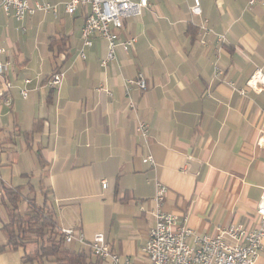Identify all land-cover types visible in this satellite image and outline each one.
Masks as SVG:
<instances>
[{
	"label": "crops",
	"instance_id": "0c3cea01",
	"mask_svg": "<svg viewBox=\"0 0 264 264\" xmlns=\"http://www.w3.org/2000/svg\"><path fill=\"white\" fill-rule=\"evenodd\" d=\"M28 1L56 5V12L36 10L21 21L0 13V60L11 59L12 83L0 95V246L8 221L4 188L17 186L24 197L47 201L61 229L81 231L86 241L102 233L136 264H147L140 250L155 223L156 181L166 187L162 209L197 234L256 225L264 195V86L252 91L246 81L256 70L264 77V0H199V15L190 11L193 0H148L150 8L126 20L118 38L135 37L134 45L117 47L106 67L98 37L85 59L78 55L79 10L67 14L65 0ZM56 71L64 77L52 89L46 81ZM137 74L147 90L126 95L123 79ZM137 121L150 126L147 143ZM149 153L153 164L142 162ZM68 247L89 254L77 242ZM21 255V248L1 251L0 264H21ZM253 264H264V245Z\"/></svg>",
	"mask_w": 264,
	"mask_h": 264
},
{
	"label": "built area",
	"instance_id": "2783aa9c",
	"mask_svg": "<svg viewBox=\"0 0 264 264\" xmlns=\"http://www.w3.org/2000/svg\"><path fill=\"white\" fill-rule=\"evenodd\" d=\"M255 0H250L249 5ZM64 11L72 15L79 10L84 16L83 24L80 26L79 37L81 48L78 55L85 59L86 48L91 47L93 37H98L106 43L105 56L99 61L100 66L106 67L115 59L117 47L127 51L132 48L136 38L127 36L118 39L124 28L126 20L138 17L144 9L150 8L148 0H65ZM36 10L56 12V5L42 4L35 2L33 5L28 0H0V13L11 16L17 21H21L27 15L33 14ZM193 15L201 13L199 0H193L190 8ZM206 32V29L203 28ZM208 31V30H207ZM219 41H224L223 35L218 36ZM4 48L0 47V54L4 53ZM11 59L0 60V86L4 95L12 88V83L7 76ZM220 69L214 65L213 76L218 77ZM64 72L56 71L47 79V85L55 89L61 85ZM24 85L31 83V79L23 80ZM234 86V83H230ZM124 92L128 95L131 88L136 87L141 93L147 90V83L141 74L133 78L123 79ZM264 77L260 70H256L246 81V88L252 91H262ZM240 95H244L246 90L238 89ZM110 94V92L107 90ZM19 94L26 98L28 89L23 87ZM207 97L210 92L205 93ZM9 105L10 100L4 99ZM128 106L131 110L135 105L129 100ZM264 117V109L262 110ZM137 135L147 143L149 139L150 126L145 121H137ZM145 164H153V156L149 153L142 157ZM153 201L155 203L154 217L155 223L147 232L145 242L141 252L147 264H253L259 250L264 245V195L261 196L256 205L255 214L257 223L254 227L248 228L243 223L219 226L214 234H197L181 223L177 216L166 213L163 209L165 201L166 187L163 183L156 181ZM102 188L107 187V181L101 182ZM66 244L77 242L86 246L88 253L101 261L103 264H136L127 256H121L109 246L102 233H96L89 241L81 231L75 232L72 228L61 229Z\"/></svg>",
	"mask_w": 264,
	"mask_h": 264
},
{
	"label": "trees",
	"instance_id": "16d2710c",
	"mask_svg": "<svg viewBox=\"0 0 264 264\" xmlns=\"http://www.w3.org/2000/svg\"><path fill=\"white\" fill-rule=\"evenodd\" d=\"M21 189L4 188L8 221L1 228L6 243L0 246V252L23 249L21 264H101L91 253L68 247L52 206L47 201L39 204L24 197ZM23 200L25 209L20 211Z\"/></svg>",
	"mask_w": 264,
	"mask_h": 264
},
{
	"label": "rangeland",
	"instance_id": "374dc122",
	"mask_svg": "<svg viewBox=\"0 0 264 264\" xmlns=\"http://www.w3.org/2000/svg\"><path fill=\"white\" fill-rule=\"evenodd\" d=\"M41 3H44V2H41ZM63 8H64V6H63ZM23 202V201H22Z\"/></svg>",
	"mask_w": 264,
	"mask_h": 264
}]
</instances>
